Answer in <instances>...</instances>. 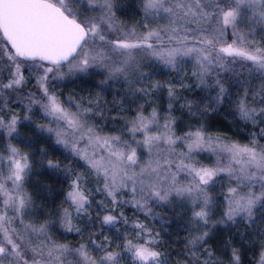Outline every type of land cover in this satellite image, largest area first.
Returning a JSON list of instances; mask_svg holds the SVG:
<instances>
[{
    "label": "snow or ice",
    "instance_id": "snow-or-ice-1",
    "mask_svg": "<svg viewBox=\"0 0 264 264\" xmlns=\"http://www.w3.org/2000/svg\"><path fill=\"white\" fill-rule=\"evenodd\" d=\"M0 264H264V0H0Z\"/></svg>",
    "mask_w": 264,
    "mask_h": 264
}]
</instances>
